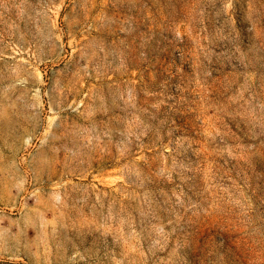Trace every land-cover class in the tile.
I'll list each match as a JSON object with an SVG mask.
<instances>
[{
    "label": "rangeland",
    "instance_id": "1",
    "mask_svg": "<svg viewBox=\"0 0 264 264\" xmlns=\"http://www.w3.org/2000/svg\"><path fill=\"white\" fill-rule=\"evenodd\" d=\"M0 264H264V0H0Z\"/></svg>",
    "mask_w": 264,
    "mask_h": 264
}]
</instances>
